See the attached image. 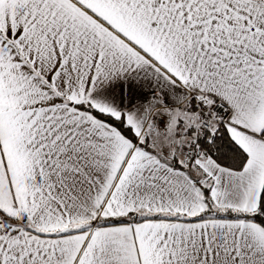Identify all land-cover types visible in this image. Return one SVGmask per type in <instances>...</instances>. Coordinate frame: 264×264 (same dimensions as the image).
Masks as SVG:
<instances>
[{
  "label": "snow or ice",
  "instance_id": "snow-or-ice-1",
  "mask_svg": "<svg viewBox=\"0 0 264 264\" xmlns=\"http://www.w3.org/2000/svg\"><path fill=\"white\" fill-rule=\"evenodd\" d=\"M0 264H264V0H0Z\"/></svg>",
  "mask_w": 264,
  "mask_h": 264
}]
</instances>
